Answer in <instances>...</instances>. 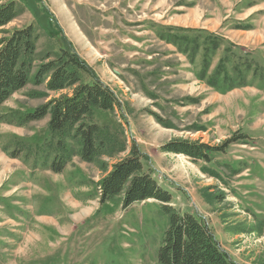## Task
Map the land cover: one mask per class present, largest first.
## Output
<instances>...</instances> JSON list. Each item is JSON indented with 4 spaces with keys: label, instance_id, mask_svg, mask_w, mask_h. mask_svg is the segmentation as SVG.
<instances>
[{
    "label": "rangeland",
    "instance_id": "obj_1",
    "mask_svg": "<svg viewBox=\"0 0 264 264\" xmlns=\"http://www.w3.org/2000/svg\"><path fill=\"white\" fill-rule=\"evenodd\" d=\"M16 1L23 13L7 28L34 24L40 37L31 81L0 113L25 136L13 152L41 174L18 189L29 199L27 220L34 222L15 231L21 241L1 244L0 264H160L169 225L160 203L150 199L124 209L120 196L100 201L98 181L107 174L102 163L110 170L134 142L154 177L174 194L176 208L201 215L235 258L264 264V56L253 63L251 52L203 31L198 6V27H166L197 0ZM56 23L125 103L124 115L95 109L92 117L109 130L108 152L96 162L82 161L74 154L78 143L68 138L73 156L63 173L49 169L48 144L55 151L58 139L50 136V116L26 120L59 95L33 82L44 55L57 50ZM164 34L174 42L163 41ZM176 140L221 150L208 162L161 150ZM233 232L239 236L230 241Z\"/></svg>",
    "mask_w": 264,
    "mask_h": 264
},
{
    "label": "trees",
    "instance_id": "obj_2",
    "mask_svg": "<svg viewBox=\"0 0 264 264\" xmlns=\"http://www.w3.org/2000/svg\"><path fill=\"white\" fill-rule=\"evenodd\" d=\"M22 13L23 8L16 0H0V106L15 92L24 89L33 74L40 37L38 28L34 24L7 28ZM56 25L58 31L53 37L57 50L44 55L33 82L37 86L44 83L49 92L59 95L29 112L26 120L39 121L50 116V136L58 139L55 151H50L52 145L48 144V156L53 157L49 169L63 173L73 156L67 147L68 138L78 143L79 150L74 154L82 161L96 162L108 152L112 141L109 130L94 122L92 117L95 109L124 115L125 103L78 54L58 23ZM161 150L208 162L211 154L221 149L197 140H176L165 144ZM128 153L112 163L110 170L109 163H102L107 174L98 181L100 201L104 203L120 196L124 209L150 199L160 203L169 222L158 250L160 264H241L222 247L208 221L173 205L174 194L154 177L137 143L132 144Z\"/></svg>",
    "mask_w": 264,
    "mask_h": 264
},
{
    "label": "crops",
    "instance_id": "obj_3",
    "mask_svg": "<svg viewBox=\"0 0 264 264\" xmlns=\"http://www.w3.org/2000/svg\"><path fill=\"white\" fill-rule=\"evenodd\" d=\"M197 1L195 5L187 8L189 9V13L184 17L178 18V23H171V25L166 27L172 30H192L194 27H198L193 24L195 16L194 7L198 6V9L202 10V15L198 19L203 25V27H200L203 31L223 36L225 40L234 46V49L235 47H239L244 52H251L254 59L253 63H256L255 59L257 57L258 63H261V58L264 56V0ZM215 1L216 3H214ZM183 6L180 5V7ZM60 27L62 26L60 25ZM63 31L65 32L64 28ZM78 31L77 39H80L82 41L81 44L84 46L87 44L86 40H84ZM218 31H222L223 33H219ZM160 38L163 41L165 39L168 43L174 42L173 38L171 39V37L165 36V34L161 35ZM77 52L80 54L78 50ZM88 64L90 65L89 62ZM2 115L0 113V246L1 244L6 246V243L15 241V239L21 241V236L15 235V231L29 230V225L34 222L27 220L30 219V208L29 205H25L28 204L29 199L24 195H20L18 189L24 186V182H27V180H37V177L41 173H37L38 170L35 165L34 168H29L27 165L28 161L25 162L22 156H20L22 154L18 155L16 153L15 156L11 155L14 147L19 143V139H23L25 136L20 132L22 129L18 128L17 124L12 121L9 122ZM15 225L18 227H14ZM5 232L8 233L7 237H4ZM238 236L239 234L237 233L228 235L230 241H232L233 237ZM231 256L241 264H253V262L235 258L232 253ZM254 264L261 263L256 262Z\"/></svg>",
    "mask_w": 264,
    "mask_h": 264
}]
</instances>
